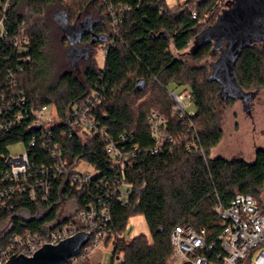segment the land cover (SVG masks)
<instances>
[{
	"label": "trees",
	"instance_id": "16d2710c",
	"mask_svg": "<svg viewBox=\"0 0 264 264\" xmlns=\"http://www.w3.org/2000/svg\"><path fill=\"white\" fill-rule=\"evenodd\" d=\"M108 1L110 4H100V0H16L11 17L14 23L26 21L32 57L19 76V88L37 108L54 107L62 122L92 91L101 94L97 113L109 138L118 144L125 139L128 149L140 148L131 166L124 170L130 182L129 204L114 206L112 228L118 233L126 232L129 220L142 215L151 236L150 240L144 235L120 240L113 253L122 255L121 264H168L172 253L170 236L178 225L205 228L210 239L216 236L220 225L214 208L219 201L228 206L235 195L250 194L264 211L260 200L264 189V149H258L252 163L211 157L223 139L217 108L221 87L208 80L207 67H193L184 57L188 55L196 61L216 54L212 53V45L193 55L187 49L197 35L215 24L219 0H184L174 8L168 6L167 0ZM113 10L121 17L122 24L117 47L110 50L102 68L89 64L94 50L104 43L92 44L91 36H86L80 45L89 46L88 59L72 66L70 61L62 62L61 56L58 71L53 74L43 71L46 51L54 39L60 47L68 45V50L71 47L66 35L56 38L62 34L54 18L57 12H64L69 26H78L93 14L96 22L93 33L110 40ZM193 11L201 18L209 15L207 23L202 25L194 20ZM159 35L162 36L158 38ZM80 65L85 66L82 80L75 74ZM235 75L247 92L264 88V43L249 46L242 52L235 65ZM174 84L187 87L193 96L196 106L193 122L206 159L189 153L184 144L157 155L147 152L154 147L148 122L152 111L168 118L170 131L176 138H193L194 132L170 117L172 102L167 88ZM61 131L66 134L62 136ZM36 132L21 127L0 137V173L6 169L3 157L8 154V146L16 142L27 145ZM47 140L49 145L59 144L61 157L68 166L79 162L91 165L95 170L94 180L89 187L77 191L66 177L60 178L54 182L50 202L41 207L23 198L15 200V209L10 213L13 226L0 237V251L8 245L13 233L38 230L56 221L60 196L75 200L78 210L83 209L103 193V180H112L117 174L111 168L104 141L97 136L71 135L67 133L66 123H61ZM49 150L42 147L39 139L30 148L34 167L53 163ZM60 221L77 223L75 216Z\"/></svg>",
	"mask_w": 264,
	"mask_h": 264
},
{
	"label": "built area",
	"instance_id": "2783aa9c",
	"mask_svg": "<svg viewBox=\"0 0 264 264\" xmlns=\"http://www.w3.org/2000/svg\"><path fill=\"white\" fill-rule=\"evenodd\" d=\"M15 3L16 0H0V137L21 127L26 131L38 132L33 134L24 153L16 156L8 153L3 157L6 169L0 173V225L8 224L6 232L13 226L10 213L15 209L17 199H26L40 207L50 202L54 182L60 178L66 177V181L77 191L92 184L95 173L77 170L79 163L68 166L61 157L59 144H48L47 139L53 136L61 123H66L67 133L71 135L83 138L97 136L104 141L106 154L111 159V168L117 174L112 180H103L105 189L101 195L85 208L78 210L77 207L73 215L76 224H63L57 219L38 230L13 233L8 245L0 251V264H7L15 256L31 258L44 246H58L81 232L89 234V240L80 253L66 264L90 262L102 246H111L112 264H121L122 255L113 252L117 242L126 238V232L118 233L112 228V212L114 206L126 207L129 204L130 182L124 170L131 166L140 148L133 146L128 149L125 147V139H122V144H118L109 138L107 129L101 126L98 118L97 111L102 97L96 90L83 104L70 111L65 122H62L58 114L54 116L48 113V108H37L29 103L19 88V76L32 60L31 40L26 21L13 22L11 12ZM106 3L110 4L108 0H100V4ZM111 16L113 37L103 44L105 57L111 49L117 47L119 27L122 24L121 17L114 10ZM192 18L203 25L207 23L209 15L201 18L193 11ZM168 97L172 102L170 117L183 123L189 132H194L193 138H176L170 131L168 118L152 111L148 122L154 147L147 152L157 155L184 144L189 153L206 159L193 122L195 111L189 110L193 102L191 92L188 89L180 94L168 91ZM65 134L66 131H61L62 136ZM38 139L44 149L50 148L52 164L34 167L31 163L29 151L38 144ZM67 200L69 197L60 196L57 204L61 207ZM214 211L218 216L220 230L212 239L205 228L197 229L191 225L175 227L170 236L172 253L168 264H264V211L258 200L250 194H237L228 206L219 201ZM104 257L103 254L95 264H103Z\"/></svg>",
	"mask_w": 264,
	"mask_h": 264
},
{
	"label": "water",
	"instance_id": "95a60500",
	"mask_svg": "<svg viewBox=\"0 0 264 264\" xmlns=\"http://www.w3.org/2000/svg\"><path fill=\"white\" fill-rule=\"evenodd\" d=\"M54 18L59 22L61 31L66 33L71 45L68 56L72 66L89 58V46L79 47L86 36H91L92 44L108 41L107 37L93 33L96 25L93 14L82 20L78 26H69L67 16L62 11L57 12ZM164 36L166 39L169 37L165 34ZM263 43L264 0H233L227 4V9L218 15L213 26L207 27L194 38L189 54H196L205 46L212 45V53L218 52L219 56L210 65L208 80L220 85L221 100L239 101L250 114L251 103L258 91L247 92L240 86L235 75V65L247 47ZM81 49L82 56L76 63L72 62V56L78 54ZM88 240L89 234L81 232L58 246H44L31 258L12 257L7 264H66L80 253Z\"/></svg>",
	"mask_w": 264,
	"mask_h": 264
},
{
	"label": "rangeland",
	"instance_id": "374dc122",
	"mask_svg": "<svg viewBox=\"0 0 264 264\" xmlns=\"http://www.w3.org/2000/svg\"><path fill=\"white\" fill-rule=\"evenodd\" d=\"M184 0H167V4L170 8H174L178 5L179 2ZM231 0H219L218 11L220 15L224 9H227L226 3ZM61 35L56 37L61 39L66 33L61 31ZM54 39L52 46L46 51L44 58L43 71L46 74H53L59 70L58 62L65 59L66 62L70 61L68 56V45L67 47L62 45ZM192 42L190 43L187 53L190 52ZM81 51L78 54L72 56V62L76 63L79 58L82 56ZM219 56V53L216 52L215 55H205L204 58L200 60H193L190 56L186 55L185 60L193 67L204 66L207 67L210 72V65L213 63ZM93 61L90 62L89 66H95L97 69L102 68L105 64V53L103 50V44L99 45L93 52ZM69 65V64H68ZM70 67V65H69ZM66 66V69L70 71L71 68ZM76 76L81 80L85 74V66L80 65L79 71H75ZM168 91L176 92L178 94L187 90L185 86L171 85L168 86ZM218 114L220 118V125L223 129V139L219 145L211 152V157H221L228 160H243L249 163L254 162L256 158V153L258 149H264V88H260L255 99L251 103V113L248 114L241 102L239 101H219L217 104ZM189 110L196 111V106L192 102L190 104ZM47 112L56 115L57 111L54 107L50 106L47 109ZM26 151L25 142H16L8 146V153L11 156H16L22 154ZM77 170L88 171L92 174L95 173L94 168L91 165L86 163L79 162ZM260 200L264 204V189L260 195ZM77 202L75 200H67L63 203L58 211V219L62 220L65 218L72 217L77 212ZM44 212H40L43 214ZM27 214H25L26 216ZM9 228L7 223L0 225V237L7 231ZM144 235L149 240L151 239L150 231L147 225V222L142 215L134 216L128 222L126 230V239L132 240L137 236ZM105 255L103 264H112V248L111 246H102L100 247L94 256L90 260V264H95L98 262L102 255ZM117 260V258H116Z\"/></svg>",
	"mask_w": 264,
	"mask_h": 264
},
{
	"label": "flooded vegetation",
	"instance_id": "af4514ba",
	"mask_svg": "<svg viewBox=\"0 0 264 264\" xmlns=\"http://www.w3.org/2000/svg\"><path fill=\"white\" fill-rule=\"evenodd\" d=\"M79 47H80V48H82V46H81V45H79ZM81 53H82V49H81Z\"/></svg>",
	"mask_w": 264,
	"mask_h": 264
}]
</instances>
